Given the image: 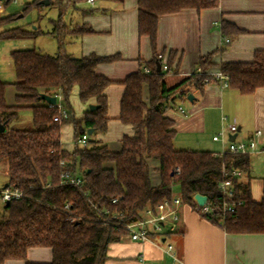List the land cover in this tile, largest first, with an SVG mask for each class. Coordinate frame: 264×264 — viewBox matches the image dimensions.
Returning a JSON list of instances; mask_svg holds the SVG:
<instances>
[{"label": "trees", "instance_id": "obj_1", "mask_svg": "<svg viewBox=\"0 0 264 264\" xmlns=\"http://www.w3.org/2000/svg\"><path fill=\"white\" fill-rule=\"evenodd\" d=\"M66 1L76 6L86 0ZM219 3L220 0H138V32L150 38L155 57L146 62L150 72L141 68L120 82L125 89L118 118L133 128L131 135L123 136L120 150H113L90 136L87 146L77 143L83 135H89V129L93 130L92 134L108 130L107 89L115 81L96 68L121 59L120 54L91 53L76 57L64 50L67 34L94 32L90 25L70 28L60 19L53 31L59 42L55 55L32 49L12 52L17 75L12 83L16 88V102H7L6 90L10 83L0 78V119L6 127V131L0 132V164H6L8 186L19 188L27 197L3 202L0 209V264L27 260L28 250L33 247L51 248L53 260L27 264H105L109 244L126 234L123 228L105 223L111 219L116 221L114 215L126 222L135 221L143 216L146 208L156 207L170 198L175 186L180 188L183 203L198 208L194 196L201 193L219 205L218 183L222 180L223 168L250 172V155L215 156L213 151L174 146L176 129L168 112L177 110L179 102L188 99L193 90L203 91L208 83L206 71L211 55L201 59L203 74L192 73L173 87H168L165 81L167 72L158 70L156 41L160 16L188 8L200 11L217 7ZM33 4L43 5L40 0H34L26 8ZM13 19L12 16L5 18L6 21ZM222 30L225 36L244 32L227 20H223ZM41 32L12 28L0 36L23 38ZM220 70L229 76V86L241 93H254L264 87V50L256 51L251 62H223ZM76 87L82 102L98 108L88 109L81 118L71 108H65L67 117L61 115V120L55 121L60 109L51 107L41 95L61 93L69 102ZM145 87H148L147 96ZM23 108L32 109L33 127H11ZM69 122L75 126L73 151L63 147L61 138L62 126ZM155 160L159 162L157 184L151 175V163ZM63 171L81 176L82 185L61 184ZM236 181L237 197L243 204L227 216V231L264 233V196L260 202L255 201L249 185L240 179ZM67 204L69 208L65 207ZM205 216L219 222L216 217Z\"/></svg>", "mask_w": 264, "mask_h": 264}, {"label": "crops", "instance_id": "obj_2", "mask_svg": "<svg viewBox=\"0 0 264 264\" xmlns=\"http://www.w3.org/2000/svg\"><path fill=\"white\" fill-rule=\"evenodd\" d=\"M43 1L40 0L43 5L51 3ZM99 2H103L101 8L97 7ZM83 3L88 4L83 1L77 6ZM89 7V10L83 8L82 18L75 26L88 24L94 32L73 34L77 38V47L81 48L76 57L91 53L121 55V59L99 64L96 68L115 81L108 87L107 94L108 91H117L121 103L125 86L120 82L141 68L150 72L146 62L154 59L155 50L148 36L139 35L138 0H96L95 5L89 4ZM223 20L244 32L225 36ZM225 37L230 42H225ZM258 50H264V0H220L217 7L200 11L188 8L159 18L156 52L162 53V63L171 67L172 76L168 80L165 77L168 87L195 73L201 67L203 57L211 55L207 71L217 72L223 62L253 61ZM144 91L147 96L148 87ZM119 105H112L108 95L110 120H119ZM179 105L185 108L186 114L178 110L168 112L174 120V146L177 149L221 151L223 144L213 137L226 125L223 116L227 117L228 123L234 122L239 126L238 132L229 136L228 141L232 137L237 141H249L256 131L264 133V87L245 94L232 86L225 87L213 78L202 92L193 95L192 100L188 97V101H181ZM14 121H18V116ZM115 123L121 133L125 132L120 141L112 142V147L119 148L123 136L127 131L132 134L133 128L120 120ZM259 144L264 145V138L259 140ZM250 162V172L244 173L240 180L249 185L253 199L260 202L264 196V152L251 154ZM7 183L6 173L4 179L0 178V187ZM165 241L174 245L176 260L164 252L162 244ZM142 255L145 256L144 262L140 260ZM52 260L51 248L33 247L28 250L27 260H8L2 264L51 263ZM105 264H264V233L229 232L221 222H214L197 207L183 203L178 229L162 238L161 243L157 240L134 241L127 234L122 235L118 241L109 244Z\"/></svg>", "mask_w": 264, "mask_h": 264}, {"label": "rangeland", "instance_id": "obj_3", "mask_svg": "<svg viewBox=\"0 0 264 264\" xmlns=\"http://www.w3.org/2000/svg\"><path fill=\"white\" fill-rule=\"evenodd\" d=\"M33 1L34 0H17V2H14L13 0H10L3 6V8H0V34L3 31L12 28H21L28 31L39 29L40 31H42L36 36L23 38L6 39L0 36V78L5 82L10 83L6 90V98L10 102H12V104H15L16 102V88L12 85V83L17 80L12 52L15 50L32 49L50 55L57 54L59 51V42L56 32L53 33L57 22L62 19L70 28H74L75 24H77V22L81 20L83 11H85L84 9L91 7H89V4L84 3L80 7H78L77 4L76 6H74L73 4L68 5L67 1L64 0L62 2H51L47 5L36 6L33 4L29 8H26L27 3L32 4ZM102 3L103 2H99L97 7L101 8ZM11 16L14 18L13 20H5V18ZM64 50L67 53L73 54V56H77V53L81 51V48H79V46L77 47V38H75L74 35L67 34L65 36ZM171 74V72H167V80L172 76ZM168 84L171 83L169 82ZM193 92L192 94L194 95L199 94L200 91L194 90ZM116 93L117 91H108L107 95H109L111 104H116V107H118L120 103L118 95ZM60 101L66 109L69 110V108H71L72 110H74L75 116L77 118L83 117L85 112L90 109V106H86V104L80 99L77 87L72 91L69 102L65 101L62 96ZM184 101H188V99ZM179 103L181 104V101ZM32 120V109L23 108L18 113V121L12 122L11 125L14 128L29 129L33 127ZM115 121L118 122L119 120H110V127H108V130L105 133L89 134L90 139L99 140L101 141V143L105 144L110 143L109 145L112 147V142L117 143L118 141H120V137L125 133H121V131L117 127L118 125L116 126ZM126 133V135H131L128 133V131ZM61 138L63 147L69 151H73L76 146V139L75 126L72 122L65 123L62 126ZM112 148L113 150H120L118 147ZM158 165L159 162L157 160L152 161L151 163V175L154 184H157L159 182V174L157 171ZM6 171L7 167L3 162L1 163L0 169L1 179L5 178L7 173ZM173 194H181L180 188L178 186L174 187ZM3 205V202L0 200V209H2Z\"/></svg>", "mask_w": 264, "mask_h": 264}, {"label": "built area", "instance_id": "obj_4", "mask_svg": "<svg viewBox=\"0 0 264 264\" xmlns=\"http://www.w3.org/2000/svg\"><path fill=\"white\" fill-rule=\"evenodd\" d=\"M10 0H0V8L8 3ZM17 2V0H13ZM51 2H60L64 0H49ZM86 2L90 5H94L96 0H86ZM225 42H230L228 37L224 38ZM163 54L159 53L157 60L160 61L161 70L164 72H170L171 67L167 63H162ZM146 72H149L147 68H145ZM195 73L203 74L204 70L202 67H199ZM207 82L210 79L219 80L223 86H229V76L223 73L221 70L217 72H208ZM191 75V74H190ZM57 96L56 104L49 105L51 107H57L60 109V115L54 118L55 121H60L61 117H67L68 113L65 109L64 105L60 101L61 95ZM59 99V100H58ZM181 114H186V110L184 107L179 106L177 109ZM62 115V116H61ZM223 121L226 122V125L221 129L219 133L214 135L213 139L215 141L221 142L223 144V149L221 151L215 152V156H221L228 153L239 154V155H251L260 152H264V145L260 146L259 140L264 138V133L262 130H258L255 133V136L249 141H237L230 140L228 141V137L234 135L238 132L239 126L237 123H228L227 117L223 116ZM78 144L82 146H87L89 144V135L85 134L77 141ZM62 164L64 162L62 161ZM244 175L242 170L233 169L227 170L223 168L222 180L218 183V187L221 193V201L220 204H214L210 202L208 198V202L203 206H199L198 209L203 215L216 217L219 219V222L225 225V220L228 215L235 213L236 209L243 204V200L238 199L237 191H236V180L241 179ZM61 184H74V185H82L83 179L81 176H77L72 174L69 171H63L61 176ZM27 197V194L20 190L19 188L8 187H0V200L2 202H10L12 200L21 199ZM117 201V198L114 199ZM183 204L182 198L180 195H172L170 198L164 199L160 202L156 207H148L145 209L143 216L135 221L126 222L123 217H119L114 215L113 218L117 219L116 221L108 220L106 224H112L117 228H123L126 231V234L134 241H154L157 240L161 243L162 238L167 237L172 232L178 229V221L180 218V207ZM69 208L67 204L65 206ZM163 250L164 252L171 256L173 259H177V252L175 247L170 242H164ZM142 262L145 261V256L142 255L140 257Z\"/></svg>", "mask_w": 264, "mask_h": 264}, {"label": "water", "instance_id": "obj_5", "mask_svg": "<svg viewBox=\"0 0 264 264\" xmlns=\"http://www.w3.org/2000/svg\"><path fill=\"white\" fill-rule=\"evenodd\" d=\"M45 3H49V0H45L43 1ZM158 70L160 71L161 70V65L158 63ZM41 98L45 101H47L48 103H51V104H56L57 102V96L56 95H49V94H45L43 93L41 95ZM189 99L192 100L193 99V95L190 94L189 95ZM98 106L95 105V104H90V110H95L97 109ZM6 131V127L5 125L2 123L1 119H0V132H4ZM89 134H92L93 133V130L92 129H89L88 131ZM235 137H232L231 140H234ZM5 187H8V184L5 186ZM194 200L197 202V204L199 206H203L204 204H206L208 202V196L207 195H204V194H201V193H197L195 196H194Z\"/></svg>", "mask_w": 264, "mask_h": 264}]
</instances>
